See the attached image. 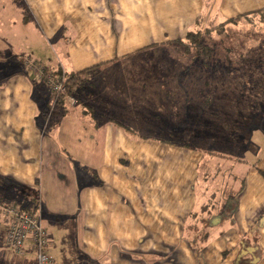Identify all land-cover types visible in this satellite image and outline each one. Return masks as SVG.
<instances>
[{
    "label": "crops",
    "instance_id": "1",
    "mask_svg": "<svg viewBox=\"0 0 264 264\" xmlns=\"http://www.w3.org/2000/svg\"><path fill=\"white\" fill-rule=\"evenodd\" d=\"M0 1L30 29L0 80V203L37 208L54 264H264V128L250 127L246 147L233 133L237 150L185 147L158 123L140 134L150 109H181L170 93L181 87L165 81L181 70L138 63L163 62L188 32L264 0ZM25 56L53 72L96 69L71 104ZM6 231L4 217L0 264H37Z\"/></svg>",
    "mask_w": 264,
    "mask_h": 264
},
{
    "label": "rangeland",
    "instance_id": "2",
    "mask_svg": "<svg viewBox=\"0 0 264 264\" xmlns=\"http://www.w3.org/2000/svg\"><path fill=\"white\" fill-rule=\"evenodd\" d=\"M1 2L0 80L9 72L6 63L18 62L19 55L27 51L30 34L29 27L19 21L18 7L10 5L6 8ZM197 31L200 33L192 43L185 38L182 43L181 40L176 42L172 46L173 54H168L163 62H138L147 68L158 65L169 71L181 70L179 77H167L165 81L168 88H173L172 84L181 87L176 89L175 95L169 90L182 106L180 110H173V114L170 109H150V125L142 126L139 133L152 136L158 133V124H163L166 137L181 138L175 141L178 144L237 150L238 146L234 144L242 137L246 147L250 127L264 128V13L236 17L231 22H220L215 18ZM177 92L181 94L178 96ZM167 110L172 112L166 114ZM179 127L182 134H172ZM201 130H210L208 138L206 135H200L199 139L195 137L194 132ZM239 145L242 148V144ZM2 215L0 222L3 224Z\"/></svg>",
    "mask_w": 264,
    "mask_h": 264
},
{
    "label": "built area",
    "instance_id": "3",
    "mask_svg": "<svg viewBox=\"0 0 264 264\" xmlns=\"http://www.w3.org/2000/svg\"><path fill=\"white\" fill-rule=\"evenodd\" d=\"M26 63L41 80L57 94H65L67 85L65 77H55L51 73L46 74L44 66L33 61L29 56L25 57ZM71 104L76 103L74 95H68ZM0 213L7 222L6 240L10 249L19 257L26 254L25 247L31 243L35 251L37 264H54V259L49 252V232L43 226L39 211L25 210L17 203H0Z\"/></svg>",
    "mask_w": 264,
    "mask_h": 264
},
{
    "label": "trees",
    "instance_id": "4",
    "mask_svg": "<svg viewBox=\"0 0 264 264\" xmlns=\"http://www.w3.org/2000/svg\"><path fill=\"white\" fill-rule=\"evenodd\" d=\"M261 13H264V10H259V11H257V12H253V13H248V14H243V15H239V16H237V17H239V18H241V17H245V16H248V17H250L251 15H257V14H261ZM236 18V17H235ZM233 19V18H232ZM231 19V20H232ZM231 20H228V21H230L231 22ZM223 24V23H222ZM200 33V31H190V32H188V34H187V36L185 37V39L184 40H188L189 42H191L192 43V40L194 41V38L196 37V35L197 34H199ZM184 40H181L180 42L182 43V42H184ZM196 42V41H195ZM26 57V56H25ZM30 58H31V56H29ZM24 58V57H23ZM32 59V58H31ZM33 60V59H32ZM24 61H25V63H26V59L24 58ZM33 61H35V60H33ZM36 63H38V64H40V62H37V61H35ZM26 65H27V63H26ZM40 65H42V66H44L43 64H40ZM28 66V65H27ZM44 68L46 69L45 71H46V74H48V73H51L53 76H55V77H65L66 78V81H65V83H66V85H67V92L65 93V94H61V95H57L58 97L59 96H68V95H74V91H75V89H76V87L80 84V83H82L85 79H87L89 76H90V74H91V72L94 70V69H96V66H93V67H91V68H87V69H84V70H82V71H79V72H73V73H71V74H65V73H63L62 72V70H58V71H56V72H53V71H50L49 69H48V67H46V66H44ZM183 146H185V147H193V145H189V144H185V145H183ZM25 210H31V211H36L37 210V208H28V207H23Z\"/></svg>",
    "mask_w": 264,
    "mask_h": 264
}]
</instances>
